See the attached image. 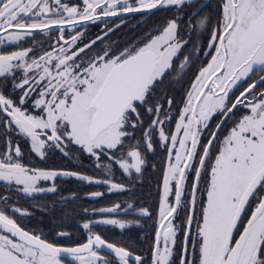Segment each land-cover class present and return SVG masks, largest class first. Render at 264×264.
Here are the masks:
<instances>
[{"label":"snow or ice","instance_id":"obj_1","mask_svg":"<svg viewBox=\"0 0 264 264\" xmlns=\"http://www.w3.org/2000/svg\"><path fill=\"white\" fill-rule=\"evenodd\" d=\"M177 67L192 73L179 101ZM0 142V264H264V0H0ZM57 152L100 174L38 166ZM148 167L158 207H84L83 242L23 224L21 198L56 196L60 180L131 193ZM146 220L154 232L123 240L97 230Z\"/></svg>","mask_w":264,"mask_h":264},{"label":"flooded vegetation","instance_id":"obj_2","mask_svg":"<svg viewBox=\"0 0 264 264\" xmlns=\"http://www.w3.org/2000/svg\"><path fill=\"white\" fill-rule=\"evenodd\" d=\"M167 15L166 13H157L152 16L146 17L142 22L140 20V17L137 16L135 18H132L128 21L127 24L123 25L119 31L113 32L110 35V40L117 41L119 43H123L125 41H129L134 39L141 31H147L148 29H151L155 27L157 24L162 22V18ZM138 25V26H137ZM102 27L99 24L91 25L89 28L86 29V32L91 36L93 34H98V29ZM55 35V34H54ZM37 39H40V37H37ZM99 46V45H98ZM179 73V75H177ZM192 73L188 72L187 69H185L183 72H180L179 68L173 70V74L170 77V80L172 83L168 84V87L166 89L167 93L169 95L175 96L176 99L179 101L180 97L185 94V88L188 87L187 79L191 78ZM181 81L184 82V87H181ZM167 83V82H166ZM163 95V93H161ZM140 133L137 131L136 136L139 137ZM25 152H27V147L25 146ZM159 152H157L155 159L159 158ZM154 160L153 157H149V161L152 162ZM38 166L41 167H52V166H64V167H73L77 169H82L88 171L89 174H100V170L96 169L92 166L91 161L85 156L82 157L79 161L76 160H69L67 158H64L63 155L59 152H57L54 155H50L49 159L47 161H41L39 162ZM160 173L156 170H153L151 167L146 168L144 174L142 177L137 178L133 183L135 184V191L133 192L132 196L135 198V203L138 207H149L150 209L152 207H158V191L160 190L158 188V184H160ZM116 176H121V173L118 171L116 173ZM65 180H70V182H62L59 183L60 186V192L56 195H48V196H40L37 198V201H27L25 202L23 198H21V204L20 207H34L36 216L40 218L43 214H48L49 212L53 214L55 208L57 205H63L66 206L67 209L70 210V213L73 215L78 212V208L76 207V204H81L84 207L87 208H100L102 206H105L106 204L111 203L114 200L123 201V194L121 192L114 191L112 193H108L105 188L98 187V186H89L88 184H79V183H73L74 178H65ZM119 180V179H118ZM102 191L104 192V195H108V199H102L100 198H84L78 201H60L61 196H67L71 192H77L81 197H83L84 192L87 191ZM43 209H46L45 213ZM83 214V212H80ZM44 220L46 221L49 216L43 215ZM83 218H90V217H84L81 216L79 219L80 221ZM129 218H136V217H129ZM153 220H146L143 222V227L134 225V237L136 236L137 232H154L152 228ZM142 247L146 248V244L142 245Z\"/></svg>","mask_w":264,"mask_h":264},{"label":"trees","instance_id":"obj_3","mask_svg":"<svg viewBox=\"0 0 264 264\" xmlns=\"http://www.w3.org/2000/svg\"><path fill=\"white\" fill-rule=\"evenodd\" d=\"M212 4H215V0H211ZM2 143V142H0ZM118 179H123L121 176H117ZM66 183L70 182V180H60L58 183ZM73 183H77V181L74 179ZM123 194V201H127L129 196H132L133 192L131 193H122ZM108 195H104L102 199H108ZM112 202H117V200H114ZM30 210L31 215L28 216L23 220V224L26 227L36 229L37 231L43 230L48 235L49 239L52 238H58L57 233L60 231H65L69 234L70 240L72 242H83L86 239L87 233L86 230H83L82 227H80L81 221L79 220L83 214L80 212L82 211V205L76 204V207L78 208V212L75 214H71L70 210L67 209L66 206L63 205H57L53 214L50 212L48 214H43L49 216V218L45 221L43 218V215L39 218L38 215L36 216L35 208L27 206ZM44 213L46 209H43ZM105 233V235L109 239H121L127 238L128 236L134 237V225L131 226V228L126 229H119L116 226H105L101 229H97ZM61 242H68V239L65 238Z\"/></svg>","mask_w":264,"mask_h":264}]
</instances>
